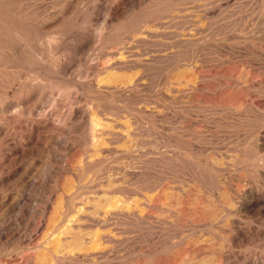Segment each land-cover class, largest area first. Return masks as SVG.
Listing matches in <instances>:
<instances>
[{
	"label": "rangeland",
	"instance_id": "rangeland-1",
	"mask_svg": "<svg viewBox=\"0 0 264 264\" xmlns=\"http://www.w3.org/2000/svg\"><path fill=\"white\" fill-rule=\"evenodd\" d=\"M0 264H264V0H0Z\"/></svg>",
	"mask_w": 264,
	"mask_h": 264
},
{
	"label": "bare ground",
	"instance_id": "bare-ground-1",
	"mask_svg": "<svg viewBox=\"0 0 264 264\" xmlns=\"http://www.w3.org/2000/svg\"><path fill=\"white\" fill-rule=\"evenodd\" d=\"M116 59H117V58H116ZM120 59H121V58H119L116 62H115V61H113V62H114L115 64L123 63V62H124V61H122L123 59H122V60H120ZM135 63H136V61H135ZM110 64L112 65V63H110ZM115 64H114V65H115ZM119 65H120V64H119ZM126 65H127V64H126ZM130 66H131V65H130ZM132 67H133V66H132ZM117 69H120V67L117 68ZM132 82H133V81H132ZM135 82H136V81H135ZM127 83H128V82H127ZM130 83H131V82H130ZM110 87H111V86H110ZM120 87H121V86H120ZM107 88H108V87H107ZM123 88H124V87H123ZM93 124H94V125H93L94 127L92 128V129H93V131H92V132H93L92 135L94 136V140H95L96 143H98V140H99V142H100V139H103V140H104V139H105V140H106V139L108 140V139H110V138H111V139H113V138H115V139H116V138H120V139H121V137H122V139H123V136H124V138H125V136H126V137H130V136H128V135L132 134V133L129 132V130L131 131V128L126 132V129H125V131H124V130H123V131H120V129H118V127L116 128V126H115L116 129H114L113 127H112V128H109L112 124L109 126L108 123H107L106 125H104V124H102V123H101V125H100V124L98 125V124L96 123L98 126H96L94 122H93ZM117 124H118V123H117ZM113 125H114V124H113ZM119 125H120V124H119ZM95 126H96V127H95ZM108 126H109V127H108ZM120 126H121V125H120ZM122 126H123V125H122ZM119 128H121V127H119ZM128 128H129V127H128ZM128 128H127V129H128ZM131 132H132V131H131ZM132 135H133V134H132ZM111 139H110V140H111ZM113 140H114V139H113ZM95 142H94V143H95ZM102 142H104V141H102ZM105 143H106V142H105ZM105 143H102V144H104V145L107 146V144H105ZM109 144H110V143H109ZM98 146H100V144H99ZM106 146H105V147L102 146V148H100V150H105V151L107 150V151H108V150H109V149H108L109 145H108L107 148H106ZM93 147H94V146H93ZM117 148H118V147H117ZM96 149H97V146H96ZM111 149H112V148H111ZM123 149H124V148H123ZM98 150H99V148H98ZM91 151H92V150H91ZM122 151H123V150H122ZM130 151H131V150H130ZM109 152H110V151H109ZM120 152H121V150H120ZM126 152H127V153H130V152H128V151H126ZM95 153H96V152H95ZM95 153H94L93 155H95ZM102 153H103V152H102ZM123 153H124V151H123ZM127 153H124V154H127ZM99 154H100V153H99ZM97 156H98V152H97ZM127 157H129V156H127ZM68 162H69V161H68ZM67 164H68V163H67ZM68 166H69V165H68ZM68 168H69V167H68ZM107 176H108V175H107ZM65 187H66V186H65ZM153 187H154V186H153ZM151 188H152V187H151ZM66 189H67V188H66ZM118 189H119V188H118ZM152 190H155V189L152 188ZM152 190H150V191H152ZM156 190H157V188H156ZM61 191H62V190H61ZM69 191H70V190L66 191V193H65L64 191H62V193H65V194H64V197H66L65 195H68L67 192L70 194ZM159 191H160V189H159ZM116 192H117V190H116ZM153 192H155V191H153ZM118 193H119V192H118ZM158 193H159V192H158ZM161 193H163V192H161ZM101 194H102V193H101ZM103 194H104V193H103ZM107 194H108V193H107ZM154 194H156V195L153 196V194L150 195V193H149V196H150L151 200H153L154 198H157V196H159L160 193L157 194V193L155 192ZM162 195H163V194H162ZM114 196H115V195H114ZM152 196H153V197H152ZM160 196H161V195H160ZM61 198H62V197H61ZM63 199H64V198H63ZM161 199H162V198H161ZM161 199H160V201L157 199V200L159 201V202L157 201L158 204H162ZM67 200H68V199L66 198V201H67ZM69 200H70V199H69ZM69 200H68V201H69ZM106 200H107V199H106ZM147 200H148V199H147ZM154 200H156V199H154ZM154 200H153V201H154ZM66 201H65V202H66ZM142 201H143V200H142ZM149 201H150V199H149ZM62 202H64V201H62ZM157 202H156V203H157ZM160 202H161V203H160ZM165 202H166V201H165ZM68 203H69V202H68ZM150 203H151V201H150ZM163 203H164V202H163ZM62 204H63V203H62ZM153 204H155V203H153ZM66 205H67V202H66ZM66 205H63V206H66ZM68 205H69V204H68ZM83 205H84V204H83ZM150 205H151V204H150ZM163 205H164V204H163ZM63 206H62V207H63ZM69 206H70V205H69ZM78 206H79V205H78ZM60 207H61V206H60ZM79 207H80V206H79ZM81 207L84 208V206H82V205H81ZM81 207H80V209H82ZM111 207H112V206H111ZM154 207H155V206H154ZM67 208H68V207H66V209H67ZM104 208H105V207H104ZM225 208H226V207H225ZM69 209H70V208H69ZM84 209H85V208H84ZM105 209H106V208H105ZM113 209H114V210L116 209V210H115L116 212L119 211V210H117L116 206H115V208L113 207ZM75 210H76L75 212L79 211V210H77V209H75ZM82 210H83V209H82ZM114 210H113V211H114ZM228 210H229V209H228ZM61 211H63V209H62ZM65 211H66V210H65ZM69 211H70V210H69ZM102 211H103V210H102ZM104 211H106V213L103 212V214H106V215L108 216V214H109L110 211H109L108 213H107V209L104 210ZM111 211H112V209H111ZM222 211H223V210H222ZM54 212H57V211H54ZM75 212H74V213H75ZM80 212H81V210L79 211V213H80ZM116 212H115V213H116ZM112 213H113V212H112ZM115 213H114V214H115ZM55 214H56V213H55ZM110 214H111V212H110ZM111 215H112V214H111ZM59 216H60V215H59ZM74 216H75V215H74ZM96 216H97V215H96ZM53 217H55V215L52 216V217H50V218H53ZM56 217H57V216H56ZM97 217H98V216H97ZM50 218H49V219H50ZM58 218H59V217H58ZM60 218H61V217H60ZM101 218H103V217H101ZM105 218H107V217L104 215V219H105ZM104 219H103V220H104ZM55 220H56V219H54V221H55ZM52 221H53V220H52ZM54 221H53V223H54ZM57 221H58V220H57ZM57 221H56V222H57ZM59 221H60V220H59ZM50 224H52V223H50ZM54 226H55V224H54ZM54 226H53V227H54ZM65 226H66V225H65ZM62 227H63V226H62ZM66 227H69V226H66ZM55 228H56V227H55ZM55 228H53V230H55ZM67 229H68V228H67ZM45 230H46V229H45ZM49 230H50V229H49ZM61 230H62V229H61ZM61 230H60V231H61ZM53 232H54V231H52V233H53ZM50 233H51V231H50ZM64 234L66 235L67 233L64 232ZM49 235H52V234H49ZM45 236H46V233H45ZM43 237H44V236H43ZM44 238H45V237H44ZM68 241H69V240H68ZM52 243H54V242H52ZM52 243H51V244H52ZM57 245H58V244H57ZM60 245H62V244H60ZM60 245L57 246V247L60 248V247H61ZM53 247H54V246H53ZM57 247H56V248H57ZM54 248H55V247H54ZM89 249H90V248H89ZM89 249H88V250H89ZM56 250H57V249H56ZM61 250H62V249H61ZM54 251H55V250H54ZM58 251H59V250H58ZM58 251H57L56 253H59ZM63 251H64V250H63ZM66 251H67V250H66ZM71 252H72V251H71ZM74 252H75V251H74ZM77 252H79V251H77ZM84 252H85V251H84ZM56 253H55L56 256H61V255H62V256H67V255L64 254V253H66L65 251H64V253L60 252V254H56ZM81 253H82V252H81ZM81 253H79V254H81ZM63 254H64V255H63ZM67 254H68V252H67ZM69 254H70V253H69ZM83 254L85 255L86 253H83ZM83 254H82V255H83ZM89 254H90V253H89ZM91 254H92V253H91ZM94 254H95V253H94ZM75 255H76V254H75ZM92 255H93V254H92ZM92 255H91V256H92ZM78 256H79V255H78ZM86 256H87V254H86ZM88 256H89V255H88ZM69 257H70V255H68V258H69ZM55 259H56V258H55ZM57 260H58V259H57Z\"/></svg>",
	"mask_w": 264,
	"mask_h": 264
}]
</instances>
